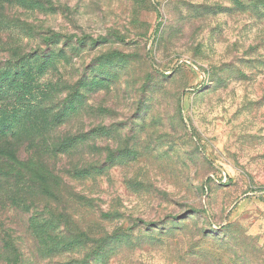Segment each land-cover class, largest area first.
Instances as JSON below:
<instances>
[{"label":"rangeland","instance_id":"rangeland-1","mask_svg":"<svg viewBox=\"0 0 264 264\" xmlns=\"http://www.w3.org/2000/svg\"><path fill=\"white\" fill-rule=\"evenodd\" d=\"M0 264H264V0H0Z\"/></svg>","mask_w":264,"mask_h":264}]
</instances>
